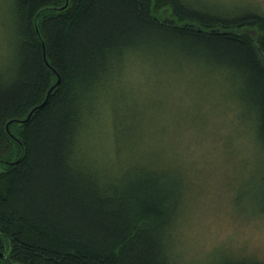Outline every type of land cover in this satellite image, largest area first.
Segmentation results:
<instances>
[{
    "label": "trees",
    "instance_id": "obj_1",
    "mask_svg": "<svg viewBox=\"0 0 264 264\" xmlns=\"http://www.w3.org/2000/svg\"><path fill=\"white\" fill-rule=\"evenodd\" d=\"M5 2L12 22L0 72V264H181L171 247L182 200L162 191L178 186L177 175L144 140L143 125H122L115 137L108 94L126 84L133 64L140 76L151 64L156 75L172 73L176 83L163 92L181 89L186 109L191 93L206 106L218 97L212 106L264 174V8L254 0ZM58 76L48 101L20 121ZM103 113L113 152L105 166L83 145ZM239 117L254 138L235 127ZM107 170L124 175L116 181ZM204 264L264 263L224 254Z\"/></svg>",
    "mask_w": 264,
    "mask_h": 264
},
{
    "label": "rangeland",
    "instance_id": "obj_2",
    "mask_svg": "<svg viewBox=\"0 0 264 264\" xmlns=\"http://www.w3.org/2000/svg\"><path fill=\"white\" fill-rule=\"evenodd\" d=\"M254 2L264 8V0ZM11 15L12 9L5 0H0L1 73L11 57L7 48ZM134 67L135 64L123 77L122 82L127 85L118 86L108 94L111 122L115 137L119 138L123 134L122 125L134 124L136 128L143 125L144 140L158 149L174 178L177 175L178 186L167 185L162 190L182 200L172 229L171 249L175 257L181 264H204L224 254L247 256L264 263V174L262 169L249 166L259 160L256 152L252 148L247 154L244 148L249 145L247 140L232 139L233 127L225 123V116L216 112L221 101L218 97L211 99L215 109L213 104H200L201 95L191 93L193 104L186 109L181 102V89L176 90L175 86L174 93L163 92L168 91L170 83H176L172 73L156 75L151 64L140 76V70ZM237 119L240 122H234L235 127L246 128L249 139L254 138L248 120ZM94 132L85 134L83 145L89 148L87 155L94 154L98 165L105 166L113 157L112 129L106 113L95 124ZM237 145H240L238 150ZM127 156L134 161L140 155L136 152ZM234 159L238 162L242 159L241 165L247 167H234ZM109 174L117 181L124 171ZM233 200L244 209L234 205Z\"/></svg>",
    "mask_w": 264,
    "mask_h": 264
},
{
    "label": "water",
    "instance_id": "obj_3",
    "mask_svg": "<svg viewBox=\"0 0 264 264\" xmlns=\"http://www.w3.org/2000/svg\"><path fill=\"white\" fill-rule=\"evenodd\" d=\"M66 4H67V0H66V2H65V5H66ZM59 82H60V77L58 76L56 82H55L52 86H50V88L47 90V93H46V95H45L44 100H43L40 104H38L37 106H34V107L29 111V113L27 114L26 118L23 119V120H20V121H23V122L27 121V120L29 119L30 115L32 114V112H33L34 110L38 109L39 107H42V106L48 101L49 94H50L52 88H53L54 86H56Z\"/></svg>",
    "mask_w": 264,
    "mask_h": 264
}]
</instances>
